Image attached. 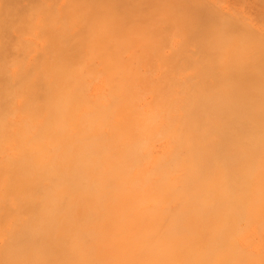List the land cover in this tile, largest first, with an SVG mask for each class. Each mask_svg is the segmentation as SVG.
Segmentation results:
<instances>
[{
  "label": "bare ground",
  "instance_id": "6f19581e",
  "mask_svg": "<svg viewBox=\"0 0 264 264\" xmlns=\"http://www.w3.org/2000/svg\"><path fill=\"white\" fill-rule=\"evenodd\" d=\"M224 1L226 0H113L112 3H114V5H118L125 9L120 14L113 15L114 12H111L109 16L105 15V18L110 17L109 20H111V24L108 21L109 25H107H111V27H105L107 26L105 24L107 22L104 23L103 32L106 35L103 37L108 38L106 40L109 41V44L111 43V45L115 47H121L124 44L122 41L117 40L119 36H130V39L133 40L135 36H140L139 38L143 36L142 38H144L147 37V35H155L158 31V34L160 33L159 35H162L161 33L169 34L161 32V30L163 31L165 28L167 31H165V29L164 31L169 32L174 26V23L173 26L171 24L172 27H168L170 24H168L167 21L169 20V22H171L172 20L173 22V15L179 14L178 16L181 15L179 17L181 21L178 17H174L178 18L177 21L181 23H185L187 20V24L185 25L188 27V30L185 29L188 33L186 34L188 37L190 34L193 36H190V38L192 37L191 43L197 38L195 40L197 44L196 46L194 45V48H196L197 50L195 49V51L198 52V54H196L197 52L194 53L195 51L192 52L194 57H191L192 53L189 54L190 58L188 55L184 57L181 64H192L194 66L195 64L197 65L199 61L200 65H198L201 66L200 68H203V65L204 68L202 70L205 68L207 69V71L205 69L203 72L208 73L209 68L207 67L210 65L208 63L210 60L214 61L215 58L214 63L216 65L214 66L217 68L213 66L214 63L211 61L212 69L210 72L213 74L212 70H214L213 77L215 76V79L218 78V75L222 74L219 76L220 78H218L221 83L219 80H216V82H218V85L223 84V87L226 89H224V91L219 87L224 91V93H220V89H215V91L213 90L215 87L213 88L212 85L210 91L213 88V94L219 92V94H224L223 97H225L226 90L229 93V90H233V88L236 89L235 84L237 83L231 81V78H235L238 82L237 88L239 87V90L237 89L239 93L236 91L237 95L239 94L238 96L236 95L237 100L238 97L242 99L244 96L247 100L249 97L246 95H250L251 97L257 95L258 98V95L262 94L264 98V90L262 89L264 88V4H259L257 0H230L233 3L224 6ZM94 2L96 3L95 5H97V2ZM257 4L262 8L258 7ZM166 7L171 8L166 9ZM173 7L176 8L177 11L179 10L181 14L179 12H177V14L175 12L176 10L172 9ZM163 9H171V11L168 10V12L173 13L172 11H174L175 13L169 14L164 11L162 14L160 11ZM96 12L99 14L98 9H95L94 13ZM94 13L93 17L98 18L100 16L98 18L100 20L104 18L103 15H98L97 13L95 15ZM165 13L172 15L171 19ZM184 13L186 20L183 19V22L181 17L184 18ZM107 19L108 18L105 20ZM177 21L175 20L174 22ZM101 22L100 24H102ZM159 24L160 26L164 24L167 27L163 26L162 29V26L160 27ZM100 28L102 29L101 26ZM154 29H156L155 32ZM198 38H200L199 40L201 42L198 41ZM227 40L234 44V47L228 46L231 48L233 47L232 52L234 51V53H230L232 55L229 57H233L230 58L231 60L225 56L229 53L228 50L231 49H227L228 47L226 46L229 44V41L226 45L223 44L226 43ZM94 42H99V38L95 40L92 39L91 43L93 44H90H97ZM203 42H206V44L209 43L210 47L208 48V45ZM235 42H238L236 43L238 44L237 46H235ZM132 43L133 42H131V49L134 47ZM49 44L51 46H43V50L46 48L45 51L47 50V53L50 49L51 52L54 50L55 53L60 54L63 52L61 54L65 55V51L73 48L72 44L69 43V39L64 36L49 42ZM221 45L223 49L224 47L226 48V50L224 49L225 52H222L223 54L218 52L221 50ZM202 46L206 47L207 51L204 50L205 48L203 49ZM160 48L161 47L158 49ZM210 48L214 49V52L211 49L210 53H208ZM204 51H206L207 54H205L206 52ZM161 53L163 54V50ZM200 53L201 55H199ZM218 53L223 55L221 57L222 59L220 58L221 54L218 56ZM194 54L198 56V60L197 58L194 59ZM208 54H211L214 58L211 55H209V57ZM211 57L212 59H210ZM162 58L164 59L163 62H165V58L163 56ZM186 58L189 59L190 64L187 63ZM223 58L224 61L226 60L225 58H228V62H225H227V69L230 72L224 69L225 67L223 65L227 67V64H223ZM167 60L170 62L169 59ZM61 61L62 58L58 62ZM172 61L171 58V62ZM184 61H186V63ZM219 61L222 62L220 64L223 65L216 63ZM202 62L204 64H202ZM220 66L223 67L221 68ZM217 70L220 71L218 72ZM17 74L15 76H17ZM211 74H209V77ZM3 75L6 74L1 72L0 76L2 77ZM203 75L202 80H205L207 74L204 75V78ZM1 77L0 80H2ZM4 77L5 79L3 80H5V82L8 81V75ZM222 80L224 82H222ZM225 80L228 81L225 82ZM213 81L215 80L213 79ZM229 81L233 84L232 87L231 83V85L228 84ZM15 82L13 85L14 88L17 84H15ZM2 85L5 86V84ZM20 85L18 91L15 89V92H11V90L14 91L13 88H8L11 85H7L6 88L13 94L11 95L12 98L10 96L12 105H15L16 101L20 98H23L18 103L19 111L24 114L23 107L27 104L31 105V91L28 81L24 80V83L20 82ZM53 85L55 86V84L51 82L47 86ZM228 85L230 86L227 87ZM260 88L262 90H260ZM7 89L3 90L2 88L4 94L2 91L1 95L3 94L8 97L11 93L7 92ZM204 90L206 91V89ZM204 90L197 93L198 96L200 94L203 96V93L208 97L210 91L208 90L209 92L206 95L207 91L204 93ZM241 91L243 93L245 92V95H243ZM49 92L45 93L40 99L33 98V107H30L29 114L32 112L31 109L34 112L26 119L29 123V127L26 125L23 116V119L16 121L17 124L11 121L4 125L5 119H1L2 122H0V201L4 202L0 204V237L3 238L0 245V264H217L215 260L218 255H216L215 258L213 254L216 253V243L221 235L219 232L217 237L211 236L207 242L204 236V211L206 208L212 209L207 201L209 200V195L213 194L215 190H218L220 193L223 192L224 194L227 192L228 194L231 188L229 185L230 182L227 183L228 185L226 187L215 186L213 188L212 185H210L211 181H215V178H211L215 173L210 176V172L214 166L213 164L215 163L204 162L206 160L205 154L210 157L207 160H210L212 154L216 156V152L221 147L230 150H234L235 148L242 150L247 139L255 138V140H253L256 142H252L253 140L251 139L249 140V143L251 141L253 146H255L253 151L246 148L243 150V154L240 157L231 156L234 158V161H232L234 164L230 163L227 169L229 168L230 174H235L236 170L232 167H238L240 163L243 164L251 160L256 155V150H260L258 147L264 146L263 137H261V135H255L256 131L253 130V128L256 126L253 125L254 127H251L249 125V120L251 121L253 119L254 123L256 113L258 114L261 112L262 108L260 106L263 98L260 99L261 96L259 97L260 100H255V98H253V100H251L253 102H251V104L248 102L249 104H247L250 106L249 108L246 105H242L243 100L241 101L242 106H239L240 98L238 104L234 103V105L230 100L231 103H229V106L227 105L228 108L230 104L234 106H232L233 108L236 107L235 105H238L236 108H244V106H246V108L250 109L249 113L251 115H244L238 120L240 124L235 123L236 126L238 124V131H230V133L228 126V130L223 126L224 130H222L223 132L220 131V138H218L215 136L210 137L212 133H217L214 132L215 130H211L213 127H218L214 125L216 124L214 119L215 123L213 126L210 124V120H208L210 122V125H208L205 119L203 122L199 118H194L192 116V114L197 111V108L201 106H198V104L201 103H198L196 99L200 100V98H202L193 97L195 100H192L189 104V117L185 122V124H187V129H185L184 133L178 134L179 137L177 139L175 156L168 160L167 154H171L174 147L169 148L168 151L166 148L170 146L164 147L160 152V154H163L162 157L158 159L156 163L157 166L153 167L150 173H146L147 165L142 166V172H138L137 174V178L141 184L139 188H135L132 186L133 178H130V172L136 165V162H127L124 160L121 163L109 165L105 162L103 157H100V155L96 156L95 151L100 154L98 149L91 147L90 144L84 146L82 142L78 144L76 138L68 139V135L59 123V117L62 115L59 110L57 114H51L48 119V128L51 125L53 132V141L48 144V139L51 141V133L49 130L47 133L48 139L41 133L43 128L41 127L42 121L40 120L41 113H39V110L41 107L40 102H55L56 99L50 96ZM232 92L229 94L227 93V96L229 97ZM5 93H9V95ZM213 94L211 95L214 98L222 96L215 97ZM3 95L1 97L6 98ZM245 97L243 99H245ZM233 98L235 99V96ZM226 99L221 98L220 100H222V102L223 100L227 102L228 99ZM8 100L2 99L1 101H4L3 103H5V101L8 103ZM237 100L234 102H237ZM257 100L260 103H257ZM209 101L211 102L213 100ZM214 102L217 103L219 101L217 99L214 100ZM245 103L246 102L243 104ZM0 105V111L6 113V109L4 108L7 107L3 106L4 108H2V103ZM223 105L224 103L219 105L221 109L217 108L222 113L224 110V112L227 111V107L225 108L226 105H224V109L222 108ZM195 106H198L196 111ZM205 107L202 106L201 108L204 110ZM232 107L230 108L232 109ZM243 108H240V110H244ZM207 111L210 110L208 109ZM199 112L198 113L202 116L203 112ZM8 114L5 115L8 116ZM11 114H15V111H11ZM219 114L221 115V113ZM219 114L218 116H220ZM231 114L232 113H230V115ZM204 115H206V113ZM225 115H227V113ZM225 115H223L224 119L226 118ZM239 115L236 116L239 117ZM231 116L233 117L234 115ZM219 118L222 117L220 116L218 119L216 117L215 119L219 120ZM228 118L229 117H227V119ZM232 123L234 124V122L230 123L229 121L228 125L230 124L231 126ZM191 126L195 131L189 129ZM262 127H264V125L260 128ZM250 128H252V130ZM9 130H13V132L20 134V136L18 135L15 142L8 147L3 144L2 140L4 139L5 131L8 132ZM225 130L228 133H226ZM137 135L133 133V137H131L128 142L138 138L139 133ZM260 138H262V140ZM255 143L258 147L254 145ZM178 149L179 151L177 152ZM186 149H188L187 153L183 154L182 151L185 152ZM180 151L182 154L179 153ZM223 151L224 150H222V153ZM216 157L215 159L217 160ZM142 158L143 157H140L137 160L141 161ZM258 158L259 157H257L256 161ZM212 159L211 161H213ZM220 159L221 158H219L218 161ZM171 161L172 164L170 163ZM262 162L264 161H261V165L263 166ZM167 163H170V165L174 167L173 169L175 172L170 170ZM235 163H238V165ZM249 163L250 162H248V164ZM240 166L242 167V165ZM251 167L252 169H250ZM251 167H248L244 173L245 176L240 178V180L248 182L247 179H251V183L253 182L251 186L255 185V189L259 188L260 191L264 193V186L261 188L259 187L263 185L262 183L264 182V178H262L264 177V171H262L264 166L259 169L262 171V174H260V171L257 173V169L254 166ZM244 171L245 169L242 172ZM260 175L262 177L258 180L259 177L257 176ZM147 186L148 188L146 189ZM250 188L253 190V193H256L253 189L254 187ZM235 191H237V189L234 190V192ZM138 195L141 197H150L154 202L157 201L155 202L156 205L151 206L150 203L149 205L143 203L139 206V201L137 199ZM257 196L259 198V196H263V194H258ZM242 201L245 202L241 199V202ZM250 204L252 208L246 204L249 207L246 206L248 209L245 208L249 210L247 216H250L252 213L251 210L254 208L253 202ZM243 205L244 204H242V206ZM3 212H6L7 215ZM263 227L264 225L262 228ZM234 244L233 242L231 243L232 246ZM222 252L219 253V257ZM256 254L255 256H257ZM222 255L224 256V254ZM228 258L230 257L228 256ZM228 258L225 257V260ZM250 260L251 261L247 264H256L252 262L253 259ZM235 264L241 263L235 262Z\"/></svg>",
  "mask_w": 264,
  "mask_h": 264
},
{
  "label": "rangeland",
  "instance_id": "374dc122",
  "mask_svg": "<svg viewBox=\"0 0 264 264\" xmlns=\"http://www.w3.org/2000/svg\"><path fill=\"white\" fill-rule=\"evenodd\" d=\"M94 1L97 2V5H95L96 3ZM94 1L93 0H0V73L2 72L3 74L4 73L6 74L3 75L2 77L0 76L2 79L0 80V98L1 100L9 99L7 101L8 103H6V101L5 103H3L4 101L0 100L2 103V108L7 107L4 108L6 109L5 110L6 113H2L0 111V116L2 117V118L0 117V120L5 119L4 125L11 121L12 123H16L17 120H21L24 117L25 123L28 126L29 123L26 119L28 116H30V114L34 112L31 109L32 112L29 114L30 107L31 108L33 107V98L40 99V97L42 98V96L45 95V93L50 91L49 95L56 99L55 102L43 103L42 101L40 102L41 107L39 110V113H41L40 120L42 121L41 127L43 128L41 133H43L46 139H48L47 133L49 132V130L51 133V141L48 139V144H50L53 141V132L51 125L49 126V128L47 125L48 119L50 118L51 114L53 113L57 114L59 110L62 113V115L59 117V123L63 127L65 133L68 135V139L76 138L78 144L82 142L83 146L86 144H90L91 147L98 149L100 154L96 153L95 151L96 156L100 155V157H103L105 162L109 165L121 163L124 160L127 162L128 161L136 162V165L133 167V169L130 172V178L131 179L133 178L132 186H134L135 188H139L141 183L137 178V174L138 172L139 173L142 172V166L147 165L146 173L148 172L150 173L151 169L157 166L156 163L158 159L163 155L160 154L161 150H163V148L164 147L166 148L167 146H170L166 148L167 151L169 150V148L174 147L173 152L171 154H167L168 160L175 156V150L177 148V139L179 137L178 134L184 133L185 129H187V124H185V122L189 117V104L192 100H195L193 99V97L196 98L202 97L200 98V100L202 101L196 99L198 100V103H201V104L197 103L198 106L199 105L201 106L199 108H197L198 106H195V111L197 108V111L195 112L197 115L194 113L192 114V116L194 118H199L203 122L205 119L206 122H208V125L210 124L213 125L216 121V124L214 125L218 126L216 127L217 129L213 127L211 128V130L212 131L215 130L214 132L217 133L216 134L212 133V136L210 137L215 136L218 138H220L219 136L220 131L223 132L222 130H224L223 126L227 130L229 128V132L230 131L234 132L236 130L238 131L237 127L238 124H240V121L238 120L244 115H251L249 113L250 109H248L250 106H248L247 104L249 103L251 104V102H253L251 101L253 100V98H255V100L259 99L260 96H261L260 99L263 98L262 94L258 95V98L257 95L253 97H251L250 95L249 96L246 95L247 97H249L246 100L245 96H244L245 99H243L244 97H242L243 95H245V92L243 93L241 91V93H243V95L241 94L242 96L240 95L242 99L238 97L237 100L236 97L239 95V94L237 95V93H239L238 92L239 87L237 88L238 82L235 80V78L234 79L231 78L232 80L231 79L230 80L232 82L235 81L237 83V84L234 83L236 85V89L233 88L232 90L230 88L231 90L229 91L230 92L234 91L235 93L237 91L236 94L232 92L231 93L232 95L230 94L229 95L230 98H229L227 95L230 92L228 93V91L226 90L225 97L227 96L226 97L228 99L227 100L225 97H223L224 94H219V92L216 93L215 91L219 90L220 89L219 87H221L222 90L226 88L223 87L224 86L223 84L218 85L217 84L218 82H216V80H219L218 78H220L219 76H221L222 74L221 75L217 74L218 78L215 79V76L213 77L214 70H212L213 74H211L210 72L212 69L211 64L212 62L213 63L215 62V58L211 54H208V56L211 55L214 58V61L210 60L208 63L210 65L209 67H207L210 69V70L208 69V71L210 72L208 73L211 74L210 77L209 74L206 72L207 71L206 68H205L206 73L203 72L205 69L202 70L204 68V66L202 65L204 64L203 62L201 64L203 68H200L201 66H199L200 65L199 61L197 62V65L195 64L196 66L195 65L193 66L192 64L191 65H187V64L183 65L184 63L181 64L184 60L183 59L184 57H187L188 55L190 58L189 54L195 51L196 48L194 47L197 44V42H195L197 38L196 39L193 38L195 40H193V42L191 43L190 41H192L191 39L193 36L190 34L188 37L186 34L188 33L186 31V29L188 30V27L185 25L187 24L186 23L187 20L185 19V13H184V18L183 17L181 18L182 20L185 19L186 22L181 23L177 21L178 18L181 16V15L178 16L179 14L177 12L180 13V11L179 10L177 11L176 8L174 7L172 8L173 10L174 9L176 10L175 12L178 15H173V22L172 20L171 22H169V20L167 21L168 24H170L169 26L166 24V22L165 24L168 27H172L174 23V26L172 27L173 30L171 28L172 31L169 30V32H165L167 31V29L164 28L165 29L164 31L163 26L165 27L167 26L161 24L163 29V31L161 30V32L169 33V34L161 33L163 35L162 36L159 35L160 33L158 34L159 32L158 31L157 34L155 33V35L152 34L151 36L147 35V37L149 36L148 38L147 37L142 38L143 36L139 38L140 36L139 37L135 36L133 40L130 39L131 38L130 36H126V35L119 36L117 40L122 41V43L125 46L123 45L121 47H115L111 45V43L110 44L108 43L109 41L106 40L108 38L103 37L106 35L103 32L104 23L107 22L105 24L109 25V23L111 22V20H109L110 17H106L108 19L105 20L106 19L105 15L109 16L111 12H114L113 15L120 14L123 12L125 8H122L118 5H114V3H112L113 0H104V1L94 0ZM257 1H259V4L262 5L264 4V0H257ZM232 3H233L232 1L226 0L224 1V6ZM257 6L261 7L258 4ZM167 8H171V7H166V9ZM95 9H98L99 14L98 12H96L98 15L104 16L103 19L105 21L102 18L101 20L98 19L100 16L98 18L93 17L94 16L93 13L95 12ZM168 10L171 11V9ZM168 10L163 9L162 11H160V13L163 14L164 11L167 13ZM172 12L173 13L171 12L170 13L171 14L175 13L174 11ZM96 13L94 14L96 15ZM168 16L171 19L172 15H168ZM174 16L178 18H175ZM174 19L177 22H174L175 21ZM100 22L102 24H100ZM108 25L105 27L110 28L111 25L110 26ZM100 26L102 27V29L100 28ZM155 30L156 29H154V32ZM61 36L67 37L69 39V43L72 44L73 46L71 50L65 51V55L61 54L63 52H61L60 54L55 53L54 50H52L51 52L49 48H47L49 49L48 53L47 50L45 51L46 48L43 50V46L44 47L45 45L49 46L50 45L49 42L59 39V37ZM190 36L192 37L190 38ZM97 38H99V42H94L97 44L91 45L93 44L91 43V40L92 39L95 40ZM199 39L200 38H198V41H200ZM228 41L229 40H227L226 43L223 44L226 45ZM131 42H133L132 44H134V47L132 45L133 50L131 49ZM236 43L238 42H235V46L238 45ZM204 44H206V42ZM206 45H208V48L210 47L209 43ZM229 45L234 47V44H232L230 41L229 44L226 46L228 47ZM92 46L95 47L93 48ZM159 47L161 48L158 49ZM229 48L231 47H228L227 49ZM232 48L228 50L229 53L226 52L228 53L227 55H225L226 53L224 54L229 59L233 58V57H229L232 55L230 54L232 52ZM200 49H201V45H200ZM203 49L206 50V47H203ZM211 49L212 48L208 50L209 51L208 53H210ZM224 49L226 50L225 47ZM224 49L222 48L221 45V50L223 51L221 50L220 51L217 50V51L224 53L225 52ZM162 50H163V54L161 53ZM213 50L214 49H212V51ZM196 52L197 51H195L194 53ZM232 53H234V51ZM196 54H198V52ZM205 54H207V52ZM220 54L218 53V56ZM222 54L220 58L223 56ZM199 55H201V53ZM162 56L165 58L166 63L163 62L164 59L162 58ZM196 56L197 55H195L194 59L197 58L198 60V56L197 57ZM191 57H194L193 53ZM212 57L210 59H212ZM61 58L62 61L58 62L60 61ZM166 58L169 59L170 62H168ZM171 58L174 61V63L173 61L171 62ZM228 58H225L226 59L225 61H227ZM186 59L185 60L187 61V63L190 64L189 59L188 58ZM35 60H39V61H35ZM186 61L184 62L186 63ZM225 61L223 58L222 61L223 64L224 63L227 64L228 61L227 62ZM222 62L219 61L216 63L220 64ZM40 65L43 66L41 67ZM214 65L216 64L214 63L213 66ZM223 66L225 67L224 68L225 70L228 68V64L227 67L226 65ZM223 66L220 67L222 68ZM214 67L217 68L216 66ZM221 68L219 69L222 70ZM220 70L217 71L219 72ZM228 72L230 71L228 70ZM203 73L204 75L207 74L205 76V80L208 81H205L204 79L202 80ZM16 74L17 76H15ZM4 76L7 77L8 81L5 82V80H3L5 79ZM19 78L21 81L19 80ZM23 79L25 81H28L31 91V105L27 104L23 107L24 114L21 111H19V103H18L23 98H20L18 101H16L15 105L11 104L12 102L11 95H13L11 92H15L16 91L15 89H17L18 91L19 86H21L20 82L24 83ZM213 79L215 81H213ZM227 81L228 80H225V82ZM14 82L15 84L17 83L15 85V88L13 86ZM51 82L55 84V86L53 85L54 87L47 86ZM222 82L224 81L222 80ZM230 83L231 82L229 81L228 84ZM2 84H5V86ZM7 85L8 86L11 85L12 87L9 86L8 88L10 89L13 88L14 91L11 90L10 92V90L6 88ZM212 85L213 88L215 87L214 89L213 88L212 89L213 90L216 89L214 91L216 94L212 93L213 92L212 89L210 91ZM230 85H228L227 87H229ZM232 86L233 84L231 85V87ZM2 88L3 90L7 89V92L11 94L9 95V93L8 94L5 93L6 95L9 96L8 97L4 96L3 95L4 91L2 90ZM204 89H206L207 93ZM262 89L264 90V88ZM262 89L260 88V90ZM201 90H204L205 92L204 91L203 92L206 93V95L210 91V93L213 94L215 97L220 95L222 96L218 98L216 97L219 102L215 103L216 101L214 102V100L217 99L214 98L210 93H209L210 95L208 94V97L205 96V94L203 93H202L203 96H201V94L198 96L197 93H200ZM222 90L221 89L219 90L220 93H224L225 90L224 91ZM2 91H3L2 95L6 98L1 97ZM234 96L235 99L233 98ZM221 98L226 99L228 103L225 100H223L222 102V100H220ZM209 100H213V101L210 102ZM230 100L232 101L233 105L234 103L238 104V101L240 100L239 106L246 105L248 106V108H246V106H244V108L243 107L236 108L238 107V105H235L236 106L235 109L233 108L234 106L232 104H230V107L233 106L232 109L230 107L228 108L229 103H231ZM236 100L237 102H234ZM263 100L261 101V106H260L262 108L261 112L258 114L256 113V116L254 117V123H253V119L251 121L249 120L250 123L249 125L251 127L256 126L253 128V130L256 131L255 135L258 136L261 135V137H263V142H264V129H263L264 127L260 128L261 126L264 125ZM241 101L243 103L244 102L246 103L243 104ZM256 102L260 103L258 100ZM222 103L226 105L225 108L227 107V111L226 112H224L225 110L223 111L224 114L217 109V108L221 109L219 105H222ZM224 105L222 106V108L224 107ZM202 106L203 107L206 106L204 110L203 108H201ZM240 108H243L244 110L241 111ZM206 109L207 110L209 109L210 111L212 109V111L210 112L207 111ZM11 111H15V114H11ZM199 111L203 112L204 114L206 113V115L202 113L201 116L200 115L201 113ZM219 113H221V115ZM226 113L227 115H225ZM230 113H232L231 115L234 116L232 117ZM5 114H8L10 120L8 116ZM218 114L222 117L219 118V120H217L218 117H220L218 116ZM222 114L225 115L226 117L225 119ZM213 115L215 118L217 117V119H215ZM236 115L237 116L239 115V117H237ZM227 117L229 118L227 119ZM235 118L238 119L236 120ZM208 120H210L211 123ZM229 121L230 123L234 122V124L232 123L231 126L230 124L228 125ZM0 122H2V120ZM235 123H238L237 126L235 125ZM189 129L195 131V129L192 126ZM250 129L252 130V128ZM225 132L228 133L226 130ZM133 133L135 135L139 133V137L136 138L135 140H131L130 142H128V140L131 137H133ZM15 134L16 133L13 132V130H9L8 132L5 131L4 139L2 140L3 144L9 147L13 142H15L16 138H18V135L20 136V134H16V136ZM250 139L255 140V138L247 139L246 140L247 143L245 142V146L243 147L242 150L238 148H235L234 150H230L221 147L219 149L220 151L218 150L216 152L217 157L212 154L213 159L212 158L211 159L213 161H211V159L207 160L210 157L205 154L206 160L204 162L207 163L210 162L212 164L215 163L213 164L214 165L213 169L210 172V176L211 174L215 173V175L211 177V178H215V181L214 182L211 181L210 185H212L213 188L215 186L226 187L228 185L227 183L230 182L229 185L231 188L228 193L229 195L227 194V192H225L226 194H224L223 192L220 193L218 190H215L213 194L209 195L210 197L209 200L207 201L212 209L206 208L204 211V236L207 242L209 241L211 236L217 237L219 235V232L221 235V237L216 243L217 245L215 247L216 253L213 254L215 258L216 255H218L217 259L215 260L217 264H235V262H240L241 264L242 263L247 264L249 263V261H251L250 259H253L252 262L256 264H264V227L262 228V226L264 225V193H262L263 191H260L259 188L255 189L256 187L255 185L251 186V184L253 185V182L251 183V179L249 180L247 179L248 182H243L240 180V178L245 176L244 173L246 172L248 167L250 168L251 166H254L257 169V173H258L260 171L259 169H261L264 166V162H262L263 166L261 165V161H264L263 159L264 146L258 147L255 143L254 145H256V147H258L260 150H256V155L251 160H248L243 164L240 163L238 167H232L233 169L236 170L235 174H230L229 168L227 169V166H229L230 163L234 164L232 163V161H234L233 157L236 156L240 157L243 154L242 153L243 150L247 148L253 151L255 146H253L252 142H256V141L254 140L252 142L250 141V143H252L250 144L249 143ZM260 139L262 140V138ZM221 149L224 150L223 153ZM187 150L188 149H186L185 152L182 151L183 154L187 153ZM178 151L179 149L177 150V152ZM179 153H181V151ZM140 157L143 158L141 159V161H138L137 159ZM215 157L217 158V160L215 159ZM257 157L259 158L256 161ZM219 158L221 159L218 161ZM248 162L250 163L248 164ZM170 163L172 164V161ZM170 163H167L170 170L175 172L173 169L174 167H172ZM238 163L235 164L238 165ZM246 164H248L249 166ZM240 165H242V167ZM244 169L245 171L242 172ZM250 169H252V167ZM262 171H264V167ZM262 171H260V174H262L261 173ZM257 177H259L258 178L259 180L260 177L262 176L260 175ZM262 184L263 185L260 184L261 185L259 186L260 188L264 186V182ZM250 187H254L253 189L255 190L256 193H253V190H251ZM147 188L148 186L146 187V189ZM236 189L237 191L234 192V190ZM258 194L259 195L263 194V196H259L258 198L257 196ZM137 199L139 201V206H141V204L143 203L146 205H149L150 203L151 206H155L156 205L155 202H157V201L154 202L153 199H151L150 197H141L140 195L137 196ZM241 199H243L245 202L243 201L241 202ZM252 202L254 207L253 210H251L252 206L250 204ZM3 203H4L3 201H0V204ZM242 204H244L245 206L244 205L242 206ZM246 204L249 207H251L250 210L252 211V213L250 214V216H247V214H249L248 213L249 210H247L249 207ZM2 239L3 238L0 237V245ZM232 242L235 243L233 246L231 245ZM221 252L222 254H224V256L220 254L219 257V253ZM255 254L257 256H255ZM226 255H228L230 258H228V256ZM225 257H227L228 259L225 260Z\"/></svg>",
  "mask_w": 264,
  "mask_h": 264
}]
</instances>
